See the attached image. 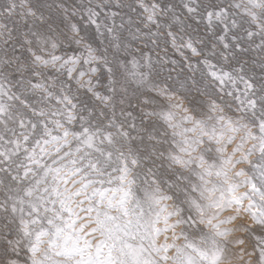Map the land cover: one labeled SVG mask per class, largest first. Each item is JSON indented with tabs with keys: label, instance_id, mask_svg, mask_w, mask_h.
I'll return each mask as SVG.
<instances>
[{
	"label": "snow or ice",
	"instance_id": "1",
	"mask_svg": "<svg viewBox=\"0 0 264 264\" xmlns=\"http://www.w3.org/2000/svg\"><path fill=\"white\" fill-rule=\"evenodd\" d=\"M0 264H264V0H0Z\"/></svg>",
	"mask_w": 264,
	"mask_h": 264
}]
</instances>
